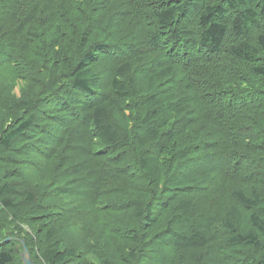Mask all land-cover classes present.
<instances>
[{
  "label": "trees",
  "instance_id": "obj_1",
  "mask_svg": "<svg viewBox=\"0 0 264 264\" xmlns=\"http://www.w3.org/2000/svg\"><path fill=\"white\" fill-rule=\"evenodd\" d=\"M23 238L264 264V0H0V264Z\"/></svg>",
  "mask_w": 264,
  "mask_h": 264
},
{
  "label": "water",
  "instance_id": "obj_2",
  "mask_svg": "<svg viewBox=\"0 0 264 264\" xmlns=\"http://www.w3.org/2000/svg\"><path fill=\"white\" fill-rule=\"evenodd\" d=\"M23 250L21 251V257L24 264H36L34 259L32 258V255L30 253V250L26 244L25 239H21Z\"/></svg>",
  "mask_w": 264,
  "mask_h": 264
},
{
  "label": "rangeland",
  "instance_id": "obj_3",
  "mask_svg": "<svg viewBox=\"0 0 264 264\" xmlns=\"http://www.w3.org/2000/svg\"><path fill=\"white\" fill-rule=\"evenodd\" d=\"M16 91L18 92V93H20V89H19V86H17L16 87ZM70 106V105H69ZM203 163V162H202ZM206 163V162H205ZM201 164V163H200ZM199 164V165H200ZM208 164H210V163H208ZM191 166H194V163L191 165ZM199 168V167H198ZM91 179V183L92 184H94L95 183V180H94V178L92 177V178H90ZM216 179V178H215ZM120 180H122V182L124 183V179H123V177H122V174L117 178V179H113L112 180V182H118V183H121V181ZM214 180V179H213ZM212 184L214 185V186H217V183H213V181H212V183L210 184V186H212ZM213 187V186H212ZM65 235H68V234H65Z\"/></svg>",
  "mask_w": 264,
  "mask_h": 264
},
{
  "label": "bare ground",
  "instance_id": "obj_4",
  "mask_svg": "<svg viewBox=\"0 0 264 264\" xmlns=\"http://www.w3.org/2000/svg\"><path fill=\"white\" fill-rule=\"evenodd\" d=\"M24 239V238H23ZM18 241V240H17ZM22 246V245H21Z\"/></svg>",
  "mask_w": 264,
  "mask_h": 264
}]
</instances>
